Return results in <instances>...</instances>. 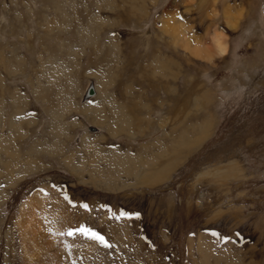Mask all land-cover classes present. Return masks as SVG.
<instances>
[{
    "label": "rangeland",
    "instance_id": "obj_1",
    "mask_svg": "<svg viewBox=\"0 0 264 264\" xmlns=\"http://www.w3.org/2000/svg\"><path fill=\"white\" fill-rule=\"evenodd\" d=\"M0 264H264V0H0Z\"/></svg>",
    "mask_w": 264,
    "mask_h": 264
},
{
    "label": "bare ground",
    "instance_id": "obj_2",
    "mask_svg": "<svg viewBox=\"0 0 264 264\" xmlns=\"http://www.w3.org/2000/svg\"><path fill=\"white\" fill-rule=\"evenodd\" d=\"M224 13L227 17L226 23L230 26H233L232 19L234 20V18H236V16L239 15V11H238V14L237 13H231L230 9L226 8ZM174 22H175V20L172 21L170 19H167V20L163 21V24H164V27H166V29H168V31L171 30V31H174V33H176V35H175L176 40H180L179 42H182L185 45V48H188L189 45H191V47H192V44H189L190 43L189 39L185 38L183 36V28H182L183 25L180 24L178 21L175 23ZM217 33H219V32H217ZM217 33L214 34V37L211 39L212 49L214 48V51L216 52L217 55H223L227 51V45H226L227 42H225L226 36L222 33H220V34H217ZM208 49L209 48H207V50L205 49L206 53L211 52V51H209L210 49L209 50ZM191 51H193V53L195 52L199 55V52H198V49L196 48V45L193 46ZM204 56H206V55H204ZM202 254H203V251H202ZM203 256H206V255L203 254ZM206 259H207V256H206Z\"/></svg>",
    "mask_w": 264,
    "mask_h": 264
},
{
    "label": "snow or ice",
    "instance_id": "obj_3",
    "mask_svg": "<svg viewBox=\"0 0 264 264\" xmlns=\"http://www.w3.org/2000/svg\"><path fill=\"white\" fill-rule=\"evenodd\" d=\"M80 231H82V232H87L88 230L81 228ZM69 234H71V233H69ZM92 235L95 236L96 234L93 233ZM96 238L102 239V238H100V237H96Z\"/></svg>",
    "mask_w": 264,
    "mask_h": 264
},
{
    "label": "water",
    "instance_id": "obj_4",
    "mask_svg": "<svg viewBox=\"0 0 264 264\" xmlns=\"http://www.w3.org/2000/svg\"><path fill=\"white\" fill-rule=\"evenodd\" d=\"M90 91H93L92 88H90Z\"/></svg>",
    "mask_w": 264,
    "mask_h": 264
}]
</instances>
